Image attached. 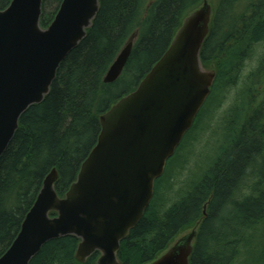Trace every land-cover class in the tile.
Segmentation results:
<instances>
[{
	"label": "trees",
	"instance_id": "16d2710c",
	"mask_svg": "<svg viewBox=\"0 0 264 264\" xmlns=\"http://www.w3.org/2000/svg\"><path fill=\"white\" fill-rule=\"evenodd\" d=\"M11 1L0 0V10ZM61 2L43 1L42 28L52 22ZM201 3L99 1V11L86 37L62 62L44 100L21 116L0 158V257L18 235L51 169L57 170L55 191L63 197L97 142L99 116L137 88L166 52L185 17ZM51 4L56 8L49 13L46 9ZM133 34L137 37L121 76L112 84H104L105 74ZM260 43H264V0H219L200 55L204 68L216 66L209 97L235 84L244 61ZM258 69L257 85L263 86L258 90L251 85L226 118V131L233 136L226 149L180 195L171 197L173 184L170 178L163 183L164 171L155 182L153 199L142 219L120 243V264L150 263L198 222L189 264H264V248L258 256L245 258L247 240L264 224V57ZM127 81L132 90L115 94ZM201 110L183 140L196 125ZM183 140L167 164L180 151ZM249 173L257 181L251 195L235 200ZM78 243L74 237L52 240L30 264H95L98 253L85 263L75 260Z\"/></svg>",
	"mask_w": 264,
	"mask_h": 264
},
{
	"label": "water",
	"instance_id": "95a60500",
	"mask_svg": "<svg viewBox=\"0 0 264 264\" xmlns=\"http://www.w3.org/2000/svg\"><path fill=\"white\" fill-rule=\"evenodd\" d=\"M43 1L12 0L0 10V158L21 116L44 100L60 65L86 37L100 0H62L45 29ZM212 17L202 0L137 88L99 116L97 142L63 197L51 169L0 264H30L46 243L65 237L79 240V263L98 253L95 264H120V243L142 219L156 180L211 93L216 72L203 67L200 55ZM132 45L122 48L104 84L121 76ZM199 224L148 264H189Z\"/></svg>",
	"mask_w": 264,
	"mask_h": 264
},
{
	"label": "rangeland",
	"instance_id": "374dc122",
	"mask_svg": "<svg viewBox=\"0 0 264 264\" xmlns=\"http://www.w3.org/2000/svg\"><path fill=\"white\" fill-rule=\"evenodd\" d=\"M154 1L155 0H149V3H153ZM208 1L212 9L215 10L219 0ZM55 8L56 5L51 4L48 5L46 11L51 13ZM136 37L137 35L133 34L130 40L135 41ZM253 51L254 54L244 61L243 68L235 79V84L226 85L223 88V91H215L212 96L208 98L199 114L196 125L183 140L182 148L172 161L166 164V176L164 177L163 183L166 184L165 182L170 178L169 181L171 180L173 184L171 197H174L175 194L180 195L181 192H184L192 183L193 179L196 180L210 167L214 158L216 159V157L221 154V150L226 149L233 138L229 130L226 131V118L230 115L233 109L240 105L243 97L242 93L249 91L250 89L248 88H250L251 85H256L258 90L263 86L261 85V87H259L257 85L259 78L256 79V74L259 70L260 60L264 57V43L254 46ZM209 67L211 69L216 68L215 65ZM262 82L264 83V81ZM130 90H132V85L130 81H127L116 88L115 94L128 92ZM252 96L254 97L255 94L253 93ZM234 127L235 126L229 129L232 131V128ZM256 182L255 175L249 173L247 178L242 182L244 186L240 187V190L237 192L234 199L242 200L244 197H249L251 195V189ZM191 229L192 228H188L177 238ZM263 248L264 224H261L255 234L246 242L245 258L258 256Z\"/></svg>",
	"mask_w": 264,
	"mask_h": 264
}]
</instances>
